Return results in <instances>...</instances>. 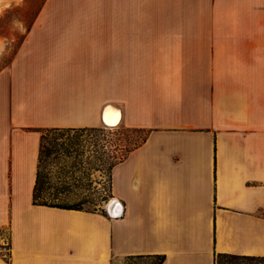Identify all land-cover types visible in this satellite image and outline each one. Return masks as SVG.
<instances>
[{"label":"crops","instance_id":"obj_1","mask_svg":"<svg viewBox=\"0 0 264 264\" xmlns=\"http://www.w3.org/2000/svg\"><path fill=\"white\" fill-rule=\"evenodd\" d=\"M133 7L46 0L0 69V264L264 257V34L128 30ZM108 105L148 136L106 212L35 205L41 130L105 128Z\"/></svg>","mask_w":264,"mask_h":264},{"label":"rangeland","instance_id":"obj_2","mask_svg":"<svg viewBox=\"0 0 264 264\" xmlns=\"http://www.w3.org/2000/svg\"><path fill=\"white\" fill-rule=\"evenodd\" d=\"M45 1L0 0V69L13 59ZM131 15L128 30L133 31L264 34V0H134ZM145 135V131L123 127L47 133L42 176L51 189L46 195L61 190L64 202H83L84 207L106 212L103 209L111 196L110 164ZM258 259L227 255L219 258V264H264ZM155 262V258L131 257L113 264Z\"/></svg>","mask_w":264,"mask_h":264},{"label":"trees","instance_id":"obj_3","mask_svg":"<svg viewBox=\"0 0 264 264\" xmlns=\"http://www.w3.org/2000/svg\"><path fill=\"white\" fill-rule=\"evenodd\" d=\"M100 128H93V129H76V128H53V129H44L41 130L42 136H41V153H40V161H39V170H38V177H37V182L36 186L34 189V204L39 205V206H49V207H56V208H62V209H70V210H86V211H98L99 209L97 208H87L84 207V203H74L70 204L67 202H64V199L62 198L61 190H58L59 193L57 194H52L47 196V190L51 189L47 187V183L45 184L43 182V176H42V161H43V151L46 148V138H47V133L49 132H54V133H71V132H84V131H98ZM143 131V130H139ZM147 132L143 140L136 144L133 148L127 149L126 153L123 154L120 158L116 157V160L110 164L111 166V171L115 167L116 164L119 162L123 161L131 151H133L135 148L139 147L142 143H144L147 139ZM110 191H111V176H110ZM104 210V209H103ZM227 256L226 254H220L217 259H216V264H219V258ZM149 258H155L156 262L154 264H163L166 260L165 255H156V256H150ZM252 258H259L258 260L264 261V257H252Z\"/></svg>","mask_w":264,"mask_h":264},{"label":"bare ground","instance_id":"obj_4","mask_svg":"<svg viewBox=\"0 0 264 264\" xmlns=\"http://www.w3.org/2000/svg\"><path fill=\"white\" fill-rule=\"evenodd\" d=\"M103 120L107 128H116L121 123L120 110L116 107H107L103 113ZM112 203L110 205H112Z\"/></svg>","mask_w":264,"mask_h":264},{"label":"water","instance_id":"obj_5","mask_svg":"<svg viewBox=\"0 0 264 264\" xmlns=\"http://www.w3.org/2000/svg\"><path fill=\"white\" fill-rule=\"evenodd\" d=\"M107 107H112V106L108 105ZM107 107H106V108H107ZM106 108H105V109H106ZM105 109H104V112H105ZM103 121H104V120H103ZM110 209H111V208L109 207V211H111Z\"/></svg>","mask_w":264,"mask_h":264},{"label":"built area","instance_id":"obj_6","mask_svg":"<svg viewBox=\"0 0 264 264\" xmlns=\"http://www.w3.org/2000/svg\"><path fill=\"white\" fill-rule=\"evenodd\" d=\"M105 128H107V127L105 126Z\"/></svg>","mask_w":264,"mask_h":264}]
</instances>
